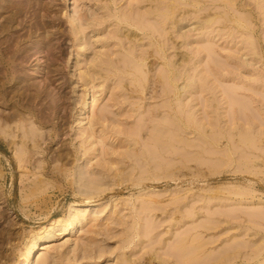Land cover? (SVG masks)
<instances>
[{"label":"rangeland","instance_id":"1","mask_svg":"<svg viewBox=\"0 0 264 264\" xmlns=\"http://www.w3.org/2000/svg\"><path fill=\"white\" fill-rule=\"evenodd\" d=\"M0 18L26 72L0 119L47 122L22 166L0 135V264L43 229L30 264H264V0H0Z\"/></svg>","mask_w":264,"mask_h":264},{"label":"bare ground","instance_id":"2","mask_svg":"<svg viewBox=\"0 0 264 264\" xmlns=\"http://www.w3.org/2000/svg\"><path fill=\"white\" fill-rule=\"evenodd\" d=\"M27 4L30 5L31 3H29V1H28ZM21 5H22V3H21ZM25 6H27V5H25ZM25 6L22 5V9H25L24 8ZM22 9H21V12H23ZM32 35H33V33L31 32L28 35V37L31 38ZM6 58H7V55H6V53L4 54V52H3L0 56V64L2 65V68H0V97L3 100H5L7 98V96L9 97L10 95L12 97L15 93H17L19 91L14 86L9 87V88H11V90H8L7 86L10 83L9 82V76L17 75V77H15L16 81L22 82L25 79V75H26V72L24 71V66H23V63L25 62L24 60H22V63H20V64L18 63L16 65L11 66L12 62L10 63L9 61H6ZM8 62L10 63L9 64L10 68H7ZM13 63H15V62H13ZM20 71L25 72V73L20 74ZM41 71H42V69H39L37 72L42 73ZM31 75H37V73L36 74L33 73ZM44 85H46V83ZM47 87H49L48 84L45 87L46 88L45 89L43 87V85L41 86L38 83L33 84L32 86H29L27 91L28 90L34 91V94L32 92V94L29 95V99H31V101L42 100L44 97H46V99H50V93H49ZM92 103H93V101H92L91 96L90 97L88 96L87 100L83 104L84 106H83L82 110L86 111L87 109H89V107L92 105ZM31 115H33V117H35L36 120H33ZM38 118H40V117L37 114H35L34 111L32 113L30 112L29 116H27L24 112H22L21 109H18L17 107H15L14 113L11 114L9 117L5 118L6 120L0 119V135L3 136L4 139H7L9 142H11V144H13L16 141V139H21L22 150L19 152V154H17V157H18L17 162L20 164V166L30 162L31 157H32L31 153L34 152L33 151L34 149L39 150L40 141L43 140V138H44L43 135L38 133L39 130H38V127H36V122L39 123L40 125H45V124H47V122H46V119L38 120ZM11 122L15 123L14 124L15 127L9 126L8 123H11ZM29 143H31V145L33 147V149L30 148L31 150H28V147H27V146H29L28 145ZM89 205H90V201L87 200V201H83L82 203H78V204L73 205L71 209H72L73 213L74 212L77 213L79 211L78 210L79 208L86 207ZM84 219H85V216H83V215L82 216L79 215L78 217L73 218V220H71L70 223L63 229V232H61V234H58V235L61 236V235L74 233L81 226ZM63 222H64L63 220H56L53 224L60 226L63 224ZM45 231H46V229H43V231L41 230V231H38L34 234L33 237H35V239L41 238V240H40L41 244H34L31 248H29V250H28L27 254L24 256V259H23L21 264H30L31 259L33 260V258L36 257V254L40 253L41 251H45V250L49 249L47 244L49 243V240L52 237L43 235V233H45Z\"/></svg>","mask_w":264,"mask_h":264}]
</instances>
